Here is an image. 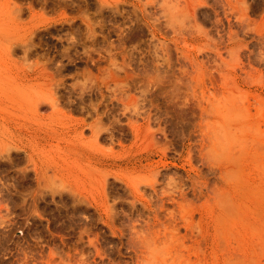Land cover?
Instances as JSON below:
<instances>
[{
	"label": "rangeland",
	"instance_id": "obj_1",
	"mask_svg": "<svg viewBox=\"0 0 264 264\" xmlns=\"http://www.w3.org/2000/svg\"><path fill=\"white\" fill-rule=\"evenodd\" d=\"M0 264H264V0H0Z\"/></svg>",
	"mask_w": 264,
	"mask_h": 264
}]
</instances>
